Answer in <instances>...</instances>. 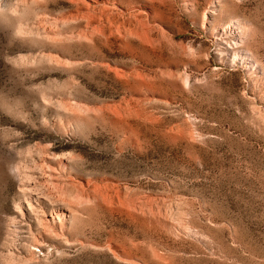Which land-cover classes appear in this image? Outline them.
<instances>
[{
	"label": "rangeland",
	"instance_id": "1",
	"mask_svg": "<svg viewBox=\"0 0 264 264\" xmlns=\"http://www.w3.org/2000/svg\"><path fill=\"white\" fill-rule=\"evenodd\" d=\"M0 264H264V0H0Z\"/></svg>",
	"mask_w": 264,
	"mask_h": 264
},
{
	"label": "bare ground",
	"instance_id": "2",
	"mask_svg": "<svg viewBox=\"0 0 264 264\" xmlns=\"http://www.w3.org/2000/svg\"><path fill=\"white\" fill-rule=\"evenodd\" d=\"M231 30L235 32L236 28L233 27V28H231ZM238 31H240V30H237L236 32H238Z\"/></svg>",
	"mask_w": 264,
	"mask_h": 264
}]
</instances>
